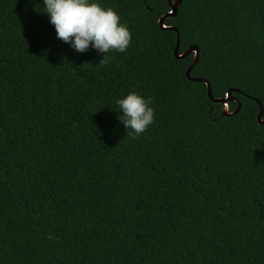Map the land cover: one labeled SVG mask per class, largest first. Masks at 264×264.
<instances>
[{
	"label": "trees",
	"instance_id": "trees-1",
	"mask_svg": "<svg viewBox=\"0 0 264 264\" xmlns=\"http://www.w3.org/2000/svg\"><path fill=\"white\" fill-rule=\"evenodd\" d=\"M100 3L132 36L105 59L58 39L42 0H0V264H264V0H182L164 21L231 115L174 56L167 0ZM129 91L154 108L135 139Z\"/></svg>",
	"mask_w": 264,
	"mask_h": 264
},
{
	"label": "clouds",
	"instance_id": "clouds-1",
	"mask_svg": "<svg viewBox=\"0 0 264 264\" xmlns=\"http://www.w3.org/2000/svg\"><path fill=\"white\" fill-rule=\"evenodd\" d=\"M41 10L54 26L57 38L77 52L92 48L105 59L109 52H125L131 42L127 24L100 0H42ZM115 104L119 109L118 121L133 139L154 122L151 98L129 91L117 97Z\"/></svg>",
	"mask_w": 264,
	"mask_h": 264
},
{
	"label": "water",
	"instance_id": "water-1",
	"mask_svg": "<svg viewBox=\"0 0 264 264\" xmlns=\"http://www.w3.org/2000/svg\"><path fill=\"white\" fill-rule=\"evenodd\" d=\"M167 2L169 4L170 10L167 13H165L163 15H160L158 17V23H159V25L161 26L162 29H169V30H173V31L176 32L177 39H176V45H175L174 50H173L174 56L176 58L182 59V58L186 57L187 55H189L191 53H194L193 61H192V63L189 65V67L186 70L187 78L189 80H191V81H196V82H201L202 81V82H205L206 91H207L208 97L213 102L223 103V110H222V113H221L222 115H231V114L237 112L240 109L241 104H240V101H238V99L232 95V91L233 90H231V89L227 90L226 95L224 97H214L213 94H212L210 81H208L207 79H204V78L191 76L190 72H191L193 66L197 63L198 58H199V48H198L197 45H190L185 51H183L182 53H179V45H180L179 31L174 25H166L164 23V21H165V19L168 16H175L176 15V13L178 11V7L181 4L182 0H167ZM236 91L240 93L239 90L236 89ZM231 100H235L237 102V107L233 111H231L229 109V107H228V102L231 101ZM256 101L259 104V112L257 114L258 122L260 124H264V119H262L263 112H264L263 105L258 99H256Z\"/></svg>",
	"mask_w": 264,
	"mask_h": 264
}]
</instances>
